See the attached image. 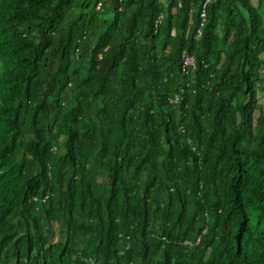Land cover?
<instances>
[{
  "label": "trees",
  "instance_id": "1",
  "mask_svg": "<svg viewBox=\"0 0 264 264\" xmlns=\"http://www.w3.org/2000/svg\"><path fill=\"white\" fill-rule=\"evenodd\" d=\"M204 2L0 0V264H264V0Z\"/></svg>",
  "mask_w": 264,
  "mask_h": 264
},
{
  "label": "built area",
  "instance_id": "2",
  "mask_svg": "<svg viewBox=\"0 0 264 264\" xmlns=\"http://www.w3.org/2000/svg\"><path fill=\"white\" fill-rule=\"evenodd\" d=\"M168 0H163V3H166ZM178 1V7H181V3L183 0H176ZM218 0H205L203 7H202V12H201V25H200V30L198 31L197 38L199 39L202 35L201 28L205 25L207 21V9L208 6L211 4L216 3ZM101 5H99L98 9H100ZM163 21V16H160L159 19L157 20L156 24L160 25ZM198 68V62L195 54H190L188 51H184L182 53V73L186 76L195 73ZM194 93H196V90H194ZM179 102V96H176L174 99L171 100V103L177 104ZM55 150V148H54ZM195 150V149H194ZM199 243V240L198 242ZM189 244V242H187Z\"/></svg>",
  "mask_w": 264,
  "mask_h": 264
},
{
  "label": "clouds",
  "instance_id": "3",
  "mask_svg": "<svg viewBox=\"0 0 264 264\" xmlns=\"http://www.w3.org/2000/svg\"><path fill=\"white\" fill-rule=\"evenodd\" d=\"M188 242V241H187ZM187 242L185 243V244H187ZM190 244V243H189ZM199 243H197V245H198Z\"/></svg>",
  "mask_w": 264,
  "mask_h": 264
}]
</instances>
